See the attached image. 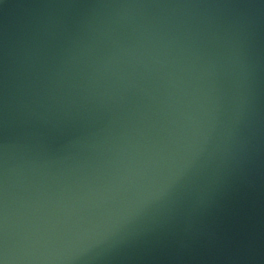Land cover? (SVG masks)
Listing matches in <instances>:
<instances>
[{
	"label": "water",
	"instance_id": "obj_1",
	"mask_svg": "<svg viewBox=\"0 0 264 264\" xmlns=\"http://www.w3.org/2000/svg\"><path fill=\"white\" fill-rule=\"evenodd\" d=\"M0 264H264V0H0Z\"/></svg>",
	"mask_w": 264,
	"mask_h": 264
}]
</instances>
